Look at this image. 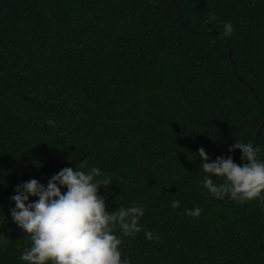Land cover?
Returning <instances> with one entry per match:
<instances>
[{"label":"trees","instance_id":"obj_1","mask_svg":"<svg viewBox=\"0 0 264 264\" xmlns=\"http://www.w3.org/2000/svg\"><path fill=\"white\" fill-rule=\"evenodd\" d=\"M263 117L264 0H0V264L31 243L13 186L76 164L107 173V208L144 206L139 232L114 229L131 264H264V200L208 194L195 153L253 143ZM253 145L264 159V122Z\"/></svg>","mask_w":264,"mask_h":264},{"label":"clouds","instance_id":"obj_2","mask_svg":"<svg viewBox=\"0 0 264 264\" xmlns=\"http://www.w3.org/2000/svg\"><path fill=\"white\" fill-rule=\"evenodd\" d=\"M208 19L214 20V14ZM233 29L230 20L222 22L224 36ZM47 123L54 121L49 118ZM234 149L240 150L239 163L230 154ZM228 151L229 155L215 159H210L202 146L195 152L204 173L200 183L208 194L238 202L264 200V159L258 155L259 148L251 141L235 138ZM109 184L107 173L99 167L82 168L76 164L74 168L61 167L46 183L30 177L14 185L10 216L31 242L19 253V259L27 264H131L128 256L121 254L122 237L114 229L118 227L124 235L139 232L143 228L139 220L144 206L134 201L107 208L106 196L99 194L98 188ZM30 196L36 199L30 200ZM170 203L176 207L179 201L173 199ZM201 211L199 206L184 209L193 217ZM143 236L149 240L160 238L147 228ZM0 237L5 236L0 233Z\"/></svg>","mask_w":264,"mask_h":264},{"label":"water","instance_id":"obj_3","mask_svg":"<svg viewBox=\"0 0 264 264\" xmlns=\"http://www.w3.org/2000/svg\"><path fill=\"white\" fill-rule=\"evenodd\" d=\"M178 17H179V19L181 20L182 19V16H181V12H180V10L178 9ZM212 32H216L217 34H219L220 36H224L221 32H219V31H216V30H211ZM191 32H196L195 30H192L191 29ZM198 32H202V31H198ZM227 56H228V58H229V61H230V68H231V72L233 73V75L237 78V79H239L241 82H243L247 87H248V89L252 92V94L254 95V97H257V94H256V92L254 91V89L247 83V82H245L237 73H236V71H235V68H234V64H233V61H232V57H231V53H230V49L228 48V51H227ZM264 122V117H263V119H262V122H261V124H260V126L257 128V131H256V138H257V134H258V132H259V129H260V127H261V125H262V123ZM256 138H255V140L253 141V143L252 144H254L255 143V141H256Z\"/></svg>","mask_w":264,"mask_h":264}]
</instances>
